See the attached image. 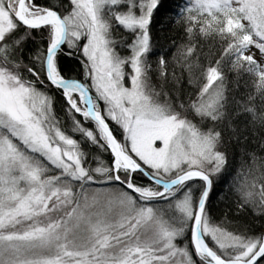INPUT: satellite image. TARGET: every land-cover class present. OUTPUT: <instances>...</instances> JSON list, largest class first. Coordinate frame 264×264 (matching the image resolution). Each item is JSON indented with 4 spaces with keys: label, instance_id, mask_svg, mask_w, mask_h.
Returning a JSON list of instances; mask_svg holds the SVG:
<instances>
[{
    "label": "snow or ice",
    "instance_id": "snow-or-ice-1",
    "mask_svg": "<svg viewBox=\"0 0 264 264\" xmlns=\"http://www.w3.org/2000/svg\"><path fill=\"white\" fill-rule=\"evenodd\" d=\"M68 5L62 13L39 0H0V264H264V236L227 231L209 214L212 176L226 164L220 134L154 98L147 57L160 0ZM179 15L189 34L199 23L226 45L202 71L190 110L204 121L223 116L225 60L264 94V0H187ZM34 31L47 46L25 76L15 56ZM76 54L83 80L62 74L60 59ZM160 69L166 77L163 57ZM53 89L71 132L55 114ZM86 142L110 159L89 166Z\"/></svg>",
    "mask_w": 264,
    "mask_h": 264
},
{
    "label": "trees",
    "instance_id": "trees-1",
    "mask_svg": "<svg viewBox=\"0 0 264 264\" xmlns=\"http://www.w3.org/2000/svg\"><path fill=\"white\" fill-rule=\"evenodd\" d=\"M39 2L62 13L69 7L68 0ZM186 2L160 0V7L154 12L149 28L151 52L148 56L153 59L148 63H152L150 87L156 92L154 96H160L174 109H180L181 105L196 99L203 83L202 71L221 59L223 47L226 46L215 34H202L199 23L194 24L191 34L186 31L189 25L179 15ZM15 35H23V30ZM41 46L46 49V33L34 31L17 50L15 60L25 76H28L26 66L32 64V57ZM187 47H194L191 56H187ZM161 57L166 61V77L161 75L160 66H155L160 63ZM81 59L79 54L64 55L60 59L62 74L69 79L83 80L85 73ZM188 64L192 65L191 74ZM222 70L225 97L223 116L215 122L214 127L220 134L217 151L225 156L226 164L218 175L212 177V192L207 208L214 223L221 228L235 234L262 236L264 205L260 203V186L264 184V94L257 90L254 76L234 70L227 60ZM50 95L61 125L71 132L72 119L66 111L61 93L53 89ZM82 147L88 154L91 167L96 166L92 161L97 157L105 162L110 159L107 153L90 142ZM190 183L198 195L202 182ZM248 191L253 192L251 198L244 195Z\"/></svg>",
    "mask_w": 264,
    "mask_h": 264
},
{
    "label": "rangeland",
    "instance_id": "rangeland-1",
    "mask_svg": "<svg viewBox=\"0 0 264 264\" xmlns=\"http://www.w3.org/2000/svg\"><path fill=\"white\" fill-rule=\"evenodd\" d=\"M112 35H113L114 39H116L117 41H120L122 38L126 39L128 34L123 32L122 30H114ZM121 53L122 54H127V52L124 51L123 49H121ZM257 59L258 60H264V57H260L259 54L257 53ZM147 62L148 63L149 62H153V59H150L149 56H148L147 57ZM151 64L152 63H150V66H151ZM159 64L156 63L155 66L157 65L156 67H159L160 66ZM222 87H223V90H224V85H222ZM152 91H153V89H152ZM153 93H156V92H153ZM154 98L157 99L160 103H167V102H165L163 100V98L161 99L160 96H154ZM190 104H191L190 102H186V104H183V107L179 106L180 109L179 108H175V110L181 112V114L186 116L187 119H189L194 124H196L198 127H200L202 131L207 132L209 129H211L214 132H216V129H215L214 126H215V122H217V121H204V120H202L199 116H197L195 114L194 111L190 110V108H189ZM116 134L118 136H121V131L119 129H117L116 130ZM211 167H212V165H207L208 169H210ZM213 176H215V175H213ZM197 181H199V180H197ZM193 187H194V185L192 186V188ZM262 236H264V231H263V235Z\"/></svg>",
    "mask_w": 264,
    "mask_h": 264
},
{
    "label": "water",
    "instance_id": "water-1",
    "mask_svg": "<svg viewBox=\"0 0 264 264\" xmlns=\"http://www.w3.org/2000/svg\"><path fill=\"white\" fill-rule=\"evenodd\" d=\"M202 182V181H201Z\"/></svg>",
    "mask_w": 264,
    "mask_h": 264
}]
</instances>
